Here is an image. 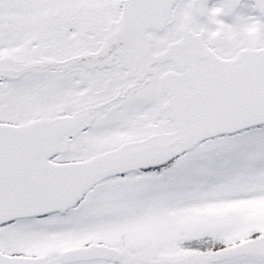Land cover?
I'll return each instance as SVG.
<instances>
[{
    "label": "snow or ice",
    "instance_id": "6c2138e0",
    "mask_svg": "<svg viewBox=\"0 0 264 264\" xmlns=\"http://www.w3.org/2000/svg\"><path fill=\"white\" fill-rule=\"evenodd\" d=\"M0 264H264V0H0Z\"/></svg>",
    "mask_w": 264,
    "mask_h": 264
}]
</instances>
